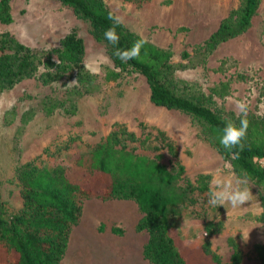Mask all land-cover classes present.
I'll use <instances>...</instances> for the list:
<instances>
[{
    "label": "rangeland",
    "instance_id": "rangeland-1",
    "mask_svg": "<svg viewBox=\"0 0 264 264\" xmlns=\"http://www.w3.org/2000/svg\"><path fill=\"white\" fill-rule=\"evenodd\" d=\"M102 1L129 31L169 48L174 63H186L196 55L220 22L230 15L234 20L241 7V0ZM9 4L12 21L0 23V33L8 32L41 53L44 61L49 56L57 63L53 50L75 31L85 49L80 71L92 78L76 81L79 69L75 68L54 81H46L44 74L54 67L41 63L31 77L0 90V199L7 214L23 208L19 172L27 162L39 168L62 165L73 181L99 183L98 178L88 176L77 165L76 159L100 144L117 123L136 136V140H125L128 149L149 157L161 154L159 162L170 169L174 159L167 149H153L162 145L156 138L159 129L173 142L185 178L194 182L205 176L207 181L208 190H196L195 201L186 214L173 221L191 249L190 263L211 264L210 256L203 254L206 243L211 252L228 262L234 242L241 255L239 264H260L257 249L264 247V222L259 191L232 170L202 125L177 109L154 105L146 78L135 70H128L116 81L104 82L105 69L114 66L112 59L104 44L91 34L89 24L70 6L60 0H10ZM186 54L189 58L184 59ZM175 76L198 85L209 96L211 107L222 115L238 116L237 102L247 105V115H264V0H259L251 24L243 33L220 43L200 64L177 70ZM75 84L82 93L72 114L62 108L49 114L42 110L48 98L62 99L65 90ZM25 115L28 117L23 122ZM210 187L228 191L247 188L253 196L236 208L211 207ZM94 199L84 200L85 209L91 215L97 212L98 217L87 236L75 229L68 256L72 264H153L142 254L147 233L136 230L141 216L136 203L129 200L124 208H118L113 200ZM205 220L221 221L220 230L207 234L203 229ZM113 228L121 229V233H114Z\"/></svg>",
    "mask_w": 264,
    "mask_h": 264
},
{
    "label": "trees",
    "instance_id": "trees-1",
    "mask_svg": "<svg viewBox=\"0 0 264 264\" xmlns=\"http://www.w3.org/2000/svg\"><path fill=\"white\" fill-rule=\"evenodd\" d=\"M60 1L86 21L95 40L106 47L114 66L105 69L104 82L116 81L128 70H135L146 78L154 105L177 109L197 120L232 170L259 191L261 220L264 222V115H247L249 127L243 141L244 148L229 152L219 143L220 130L227 121L239 126V117L233 113L229 116L218 113L211 107L209 96L198 85L175 76L177 70L200 64L220 43L243 33L251 24L259 0H241L235 19L232 15L224 18L198 47L196 55L190 58L183 55L184 59L189 58L186 63H174L169 48L132 33L122 24H114L108 18L112 12L102 0ZM9 3L10 0H0V23L12 21ZM109 27H115L120 37L116 47L120 49L132 48L137 40L147 41L137 59L125 63L114 55L113 45L103 36ZM53 51L57 63L50 61L49 56L44 61L41 53L19 42L8 32L0 33V90L31 77L41 63L54 67L44 74L46 81H54L75 68L79 69L75 74L76 81L92 78L91 74L80 71L85 49L82 38L75 31L67 34ZM81 93L79 86L71 85L62 99L48 98L42 110L49 114L62 108L66 114H72ZM27 117L23 116V122ZM156 138L161 139L162 145L153 149L164 147L175 160L170 169L159 162L161 154L149 157L128 149L125 140H136L135 134L123 124H115L100 144L76 159L77 165L86 170L88 176L99 179V183L94 185L71 180L62 165L39 168L33 162L24 164L19 172L23 208L8 215L0 199V249L4 253L0 264H60L71 230L80 220L84 200L90 197L102 201L132 200L137 204L141 216L136 230L147 233L142 254L153 264H191V249L183 242L173 221L186 214L187 208L195 201L193 193L196 190H208L207 181L205 176L196 178L194 182L186 179L173 142L159 129ZM236 152H239L238 156ZM221 225V221L205 220L203 229L212 234L218 232ZM112 231L121 233L119 228ZM202 247L203 254L210 256L211 264H239L241 261L234 242H231L232 253L228 262H223L211 252L207 243ZM257 251L260 264H264V247Z\"/></svg>",
    "mask_w": 264,
    "mask_h": 264
},
{
    "label": "clouds",
    "instance_id": "clouds-1",
    "mask_svg": "<svg viewBox=\"0 0 264 264\" xmlns=\"http://www.w3.org/2000/svg\"><path fill=\"white\" fill-rule=\"evenodd\" d=\"M108 18L113 20L114 24L119 25L122 23L121 18L109 13ZM104 39H106L114 47V55L122 62H128L139 57L140 49L146 40H137L132 48L120 49L116 47L119 44L120 37L116 32L115 27H109L103 33ZM236 108L238 109V117L240 124L237 126L233 121H227L225 126L220 130L219 143L227 151L232 152L234 149L243 150V141L246 138L249 121L247 119L248 107L244 102H237ZM236 156L239 152L235 153ZM215 184V181L212 182ZM219 187V186H218ZM230 187V186H229ZM252 193L247 188H236L235 190L228 191L225 188H219V190H213L210 187L208 193V205L211 207L224 206L228 209L236 208L244 205L250 201ZM247 241V237L244 238Z\"/></svg>",
    "mask_w": 264,
    "mask_h": 264
},
{
    "label": "crops",
    "instance_id": "crops-1",
    "mask_svg": "<svg viewBox=\"0 0 264 264\" xmlns=\"http://www.w3.org/2000/svg\"><path fill=\"white\" fill-rule=\"evenodd\" d=\"M94 200L103 202L102 200H99V199H94ZM108 201H111V200H108ZM113 201L115 202V207L117 206L118 208H124L126 204L125 202H128L129 200H113ZM97 217H98L97 212L93 213L92 215L90 213H87L85 209V204H83L80 220L78 224L75 225L71 230L68 247H67V250H66V253L63 259L60 261V264H72V260H70L68 256H69V251L71 248V239L73 237V234L77 230L87 236L89 233H91L93 229L92 226H94V219H96Z\"/></svg>",
    "mask_w": 264,
    "mask_h": 264
},
{
    "label": "bare ground",
    "instance_id": "bare-ground-1",
    "mask_svg": "<svg viewBox=\"0 0 264 264\" xmlns=\"http://www.w3.org/2000/svg\"><path fill=\"white\" fill-rule=\"evenodd\" d=\"M166 16H167V15H166ZM166 16H165V15H163V19H164V20H167V19H166ZM172 17H173V16H172Z\"/></svg>",
    "mask_w": 264,
    "mask_h": 264
}]
</instances>
